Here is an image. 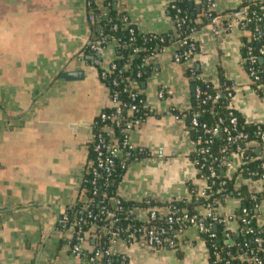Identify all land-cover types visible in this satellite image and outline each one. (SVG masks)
Instances as JSON below:
<instances>
[{"label":"crops","instance_id":"0c3cea01","mask_svg":"<svg viewBox=\"0 0 264 264\" xmlns=\"http://www.w3.org/2000/svg\"><path fill=\"white\" fill-rule=\"evenodd\" d=\"M92 1L103 8L104 0ZM173 1L118 0V9L138 33L160 35L172 31ZM202 1L188 0L195 23L201 24L192 34L197 47L192 60L174 63L171 46L149 59L151 72L140 92L152 114L128 135L129 145L146 156L125 168L116 189L122 201H182L188 198L187 184L203 187L191 161L185 122L170 113L189 109L188 66L215 87L220 80L229 83L232 109L246 124L264 126V98L250 87L243 67L246 36L237 31L214 36L209 21L202 22ZM208 1L219 16L242 0ZM85 5L86 0H0V264H88L70 253L66 232L56 228L86 173L94 118L109 106L96 68L77 58L89 36ZM113 56V47L107 46L103 68ZM243 183L237 177L234 185ZM254 186L263 191L260 182ZM237 207V199L226 198L218 211L227 218ZM258 213L257 223L264 226V197ZM227 229L237 234L234 221H228ZM109 250L121 264H209L193 228L172 249L149 251L115 240Z\"/></svg>","mask_w":264,"mask_h":264},{"label":"trees","instance_id":"16d2710c","mask_svg":"<svg viewBox=\"0 0 264 264\" xmlns=\"http://www.w3.org/2000/svg\"><path fill=\"white\" fill-rule=\"evenodd\" d=\"M117 1L104 0L103 6L106 9L104 14L99 12L92 0H86L85 9L88 29L91 35L96 39L114 43V55L117 57L115 71L107 75L102 83L113 92H118V100L126 104V108L122 111L121 118H124V120L120 123V127L115 128L108 121L101 120V115H109L111 112V109L105 108L94 118L91 125V136L97 135L103 126L111 127L113 137L122 152V157L114 160L109 174L100 170L95 175L85 173L75 202L64 210L65 223L57 225V230L63 234L70 225L75 224L81 227L82 232H85L91 225H94L97 227L98 237L94 241V250L103 251L110 247V238L112 236L127 244L132 243L129 236L141 226L135 220L134 209L167 208L169 214L166 217L172 219L170 224L165 221L166 217H164L145 225L147 228L155 227L156 229L164 230V234L161 236L164 241L165 239H173L172 231L178 229L174 219L179 217L182 211L192 215L197 212V209L206 205H209L211 209H215L218 205H222L226 198H235L238 200V207L227 219L237 224V234L231 232V240L229 242L225 241L223 238L225 229L220 223H215L211 227L206 226L207 232L199 234L207 250L208 262L209 264H240L241 257L246 259L257 257L264 262V255L257 251L258 247L264 248V226L258 225L259 213L254 209L256 203L260 202L261 198L264 197V145L257 136V126L244 122L242 117L232 109L230 98H215L218 92L226 88L231 89V85L223 80H220L218 86L215 87L198 79L197 73L193 68V76H190L187 70L186 75L189 78L190 88L189 109L183 112L170 110L174 117L183 118L191 142H195L201 137H210L211 144L208 148L211 158L198 156L195 153L191 156V161L196 162L195 168L199 170V176L202 178H206L208 175L207 167L209 165L213 167L215 178L206 181L209 188L205 194L207 197H199L197 195L198 188L189 183L187 184L188 198L182 201L154 202L147 199L140 203H133L117 198L116 189L127 165L146 156L142 150H129L123 146L124 134L120 131V129L126 127V124L134 120L142 122L147 116L152 114V111L145 106L144 97L140 92L142 83L146 80L147 74L151 72V65L149 63L145 64V60L179 41V38L174 36L173 31L160 35L138 33L125 14L114 7ZM174 5L175 10L169 9V16L171 20H173L174 15L179 19H183L179 28L180 32H182L180 40H186L185 38L190 36L201 24L195 23V17L192 16L193 10L189 8L188 0H176ZM201 7L203 10L202 22H210L216 16L209 9L211 3L208 0H203ZM241 7L246 8L249 18V22L246 23L245 33H243L246 38L242 42L241 49L243 67L246 73L249 68H252L258 76V80L253 81L250 87L258 96L264 98V58H260L258 55L259 50L262 49L264 51V1L247 2L242 0L237 8ZM177 12L178 14H176ZM255 28L261 32L259 40L253 38V35L255 36L253 32ZM193 45L195 47L194 57L197 47L194 42ZM246 47H250L252 54L256 56L253 64H250L247 60ZM186 48H177L176 53L180 55ZM80 52L83 53V61L95 67L90 59L91 52L87 48L81 49ZM96 70L98 74V68ZM119 75L127 80L126 83L115 88L111 87V82L116 80ZM132 81L136 83V89L139 91L133 100L129 97L133 91L127 85V82ZM196 89L199 91L198 96L195 95ZM208 97L210 99H206ZM130 106H134L135 111L128 115L127 109ZM231 118L236 120L234 127L229 124ZM192 119L196 120L197 127L191 126ZM214 128L219 129L217 135L211 133ZM205 130H208L210 134L203 135ZM223 130H226L229 135H226ZM260 130L264 132V126H261ZM236 133L246 135L247 139L234 144L229 142L227 138H232ZM238 148L241 150L242 155L241 164L234 174L228 176L225 174L224 168L217 167L216 161L220 159L228 160L232 154L237 153L236 150ZM92 150L93 144L90 142L89 161L95 157ZM221 150H223L222 153H220ZM237 177L242 180L260 181L262 183L263 191L254 194L256 202L251 201L250 194L253 193L247 185L240 184L237 188L235 187L234 184H236ZM112 201L118 202L114 209L111 206ZM105 211L112 213L115 220L113 227L110 229V235L106 236L101 235L100 232V228L106 226L108 221L102 216ZM204 222V225L210 224L207 219ZM169 226L171 227L170 231ZM256 238L259 239L258 243L254 242ZM70 243L72 244L74 241ZM163 245L164 243L162 242L160 248H163ZM83 255L90 257L86 253H83ZM121 262L122 260L117 255H110L102 258L98 264H121Z\"/></svg>","mask_w":264,"mask_h":264},{"label":"built area","instance_id":"2783aa9c","mask_svg":"<svg viewBox=\"0 0 264 264\" xmlns=\"http://www.w3.org/2000/svg\"><path fill=\"white\" fill-rule=\"evenodd\" d=\"M174 0L170 5V10H175ZM115 8L118 9V1L114 5ZM100 13L104 14L106 12V9L103 8L99 10ZM178 14V12L176 13ZM183 19L177 18L176 15H174L172 23V31L174 32V36L176 38H179V41L176 44L171 45L173 47L172 51V61L178 65H185L188 64L193 57L194 52V45L192 40V34L190 36H187L185 38L186 40H180L182 36V32H180L179 28L182 23ZM249 22L248 13L246 8H236L233 11L226 12L222 15L213 17L209 24L212 26V34L216 37L220 36L223 33H231L232 31H237L241 34L245 33L246 30V23ZM255 36L253 35V38L255 40H259L261 37V32L255 28L253 30ZM107 46L114 47V43L106 40H100L96 39L91 33L89 32V36L84 43L83 48H87L91 52L90 59L92 63L95 65V68H98V78L100 82L102 83L103 80H105L107 75H110L113 71H115V61L117 60V57L114 55L113 59L110 61L107 68L102 67L101 58L102 54L104 52V49ZM187 47L186 50L181 53L180 55L176 53L177 48H183ZM246 56L247 60L250 64H253L255 62L256 56L252 54V49L250 47H246ZM258 55L260 58H264V51L261 49L258 51ZM78 59L83 60V53L79 52L77 55ZM148 58L145 60V64L149 62ZM188 72L190 73V76H193L194 73L192 71V67H187ZM247 74L249 77L250 82L258 80V76L255 74L252 68H249L247 70ZM126 79L121 77V75L118 76V78L111 82V87H117L119 85H123L126 83ZM103 84V83H102ZM104 85V84H103ZM127 85L131 91H133L130 94V98L133 100L135 95L139 93V91L136 89V83L134 81L127 82ZM105 87V86H104ZM107 94H108V102L109 106L107 108L111 109V112L109 115H101L102 121H108L110 124H112L115 128L120 127V123L124 120V118H121L122 111L126 108V104L121 103L118 100V92H113L109 87H105ZM195 95H199L198 89L195 90ZM159 98H163V93L158 94ZM225 97L227 99L232 98V87L226 88L223 91H220L216 94L215 98H221ZM210 99V97L206 98ZM133 111H135L134 106H130L127 109V114L130 115ZM140 124V121L134 120L133 122L126 124V127L120 129V131L124 134V142L123 146L127 147L129 150H135L131 145L128 143V135L132 128L138 126ZM229 124L231 126L236 125L235 118H231L229 121ZM191 126L197 127V122L195 119L191 120ZM261 126H257V136L260 138L261 143L264 145V132L260 130ZM219 129L214 128L211 133L213 135H217ZM226 132V135H229L226 130H223ZM210 132L208 130L204 131L203 135H208ZM229 142L236 143L240 141H245L247 139V136L242 133H236L232 138H227ZM90 142L93 144V153L95 155L94 159L89 161L86 169V173H92L93 175L97 174V172L100 170L103 173L109 174L111 171V167L113 165L114 160L121 159L122 152L119 149V146L117 144V141L113 137V130L111 127L103 126L99 133L95 136H91ZM211 144L210 137L204 138H198L195 142H192L193 145V153H195L198 156H203L208 159L211 158V154L209 152L208 146ZM223 150L220 151L222 153ZM236 154H232L229 159H220L217 160V167H222L225 169V174L230 176L234 174L239 165L241 164V150L238 148L236 150ZM253 160V158H251ZM194 166L196 167V162H193ZM201 169V167H199ZM264 168V166H263ZM197 170V176L198 179H200L203 182V187L198 189L197 195L199 197H207L206 191L209 190L206 181L209 179L215 178L214 176V170L211 165L207 167L208 175L206 178H202L199 176V170ZM260 182V181H258ZM254 183L249 180H244L245 185H247L253 194H250V199L253 202H256L255 193H258L256 189L254 188ZM261 183V182H260ZM262 184V183H261ZM259 203H256L254 209L258 211L259 209ZM118 202L113 203V209L116 207ZM218 205L215 209H211L209 205H206L205 207H201L197 209V212L195 214L189 215L186 211H182L181 215L174 219V223L177 224L178 229L175 231H172L173 239H165L164 241L161 239V236L164 234V230L162 229H156L155 227H145V225H148L149 223L159 219L164 218L169 214L168 209H157V208H138L134 209V217L135 220L140 223V227L134 230L131 235L129 236L132 243L144 246L149 251H156L162 246V242L164 243L163 248H169L172 249L175 247V241L181 238L184 233L190 229L193 228L196 230L198 234L207 232L206 226L211 227L215 223H220L224 226V234L223 238L225 241L229 242L231 240L230 238V231L227 229V223L228 219L226 217H222L218 211ZM244 213V211H242ZM105 220L107 221V225L100 228L101 235H110V229L113 227L115 220L113 219L114 215L110 213L109 211H105L102 215ZM208 220L210 222L209 225H204V221ZM65 215L64 211L61 213V215L57 219V225H63L65 223ZM165 221L170 224L172 222V219L170 217H166ZM171 230V227L169 226V231ZM67 234V240H68V247L70 253L76 258V259H84L88 264H98V262L104 258L108 257L110 255H113L110 253L109 248L107 250H94V246L89 247L88 242L89 241H95L97 237V227L94 225H91L90 228L82 232L81 227L75 224H72L68 227L66 230ZM213 237V236H210ZM111 243L115 240H119L117 238H114L112 236L110 238ZM175 240V241H174ZM71 241H74V243H70ZM255 243L259 242V239H254ZM257 251L264 255V248L258 247ZM83 253L89 254L90 257H86L83 255ZM216 259L218 261V257L216 255ZM241 263L240 264H264L260 259L257 257H253L252 259H246V258H240ZM229 264V263H226Z\"/></svg>","mask_w":264,"mask_h":264}]
</instances>
